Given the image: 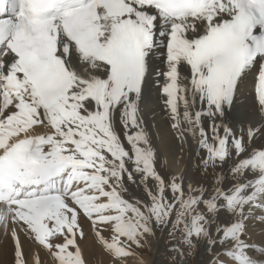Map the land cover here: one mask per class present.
<instances>
[{
    "label": "snow or ice",
    "instance_id": "6c2138e0",
    "mask_svg": "<svg viewBox=\"0 0 264 264\" xmlns=\"http://www.w3.org/2000/svg\"><path fill=\"white\" fill-rule=\"evenodd\" d=\"M149 90L200 179L158 169ZM81 220L112 264L169 226L173 264L202 246L210 264H264V0H0L11 264H87Z\"/></svg>",
    "mask_w": 264,
    "mask_h": 264
},
{
    "label": "bare ground",
    "instance_id": "6f19581e",
    "mask_svg": "<svg viewBox=\"0 0 264 264\" xmlns=\"http://www.w3.org/2000/svg\"><path fill=\"white\" fill-rule=\"evenodd\" d=\"M242 95L238 100V104H242L251 108L252 97L250 95V84L242 87ZM142 116L145 121L147 129H158L159 132V145H156L154 150L163 151L164 163L160 166V170L166 175H181L184 174L187 178L193 180L200 179V174L193 171L190 165L191 157L195 155L196 149L191 143L181 144L177 139L173 130L169 127V122L162 110V105L158 99V93L149 90L146 92L144 102L141 105ZM158 154V164L160 162V156ZM157 164V166H158ZM159 167V166H158ZM133 194L136 196L143 195L142 187L137 186L132 188ZM130 194V193H129ZM131 195V194H130ZM84 226V237L77 238V242L82 250L83 256L87 264H112L111 259L102 251L101 245L97 242L93 231L90 229L89 224L86 221L81 220ZM251 239L253 241H259L264 238V227L259 224L250 228ZM105 237H108L107 230L103 232ZM162 237L157 232L154 236L148 238V242L145 246L150 248V254L143 255L144 258L130 257L128 259L129 264H159L160 255H162ZM25 249L31 247L29 241L24 240ZM81 240V241H79ZM85 251H88L86 253ZM100 256L99 262L96 257ZM12 260V241L4 235L0 230V264H11ZM101 260V261H100ZM91 262V263H89ZM193 264H210V253L202 246L195 256Z\"/></svg>",
    "mask_w": 264,
    "mask_h": 264
},
{
    "label": "rangeland",
    "instance_id": "374dc122",
    "mask_svg": "<svg viewBox=\"0 0 264 264\" xmlns=\"http://www.w3.org/2000/svg\"><path fill=\"white\" fill-rule=\"evenodd\" d=\"M149 134H150V138L152 140V145H153V148H156V145H159V132H158V129H147ZM156 151V150H155ZM159 153V156H160V162L158 164V169H160V166L164 163V158H163V151H156ZM196 155H194L193 157H191V162H190V165H191V168L193 171L197 172L200 174L199 170L197 169L196 167ZM201 175V174H200ZM127 183V181H126ZM136 185H128L129 187V193L130 194H133L132 192V188L135 187ZM170 227L168 229H164V230H160V229H157L156 232L158 235H161L163 236L162 237V255H160V259H159V264H173V260H172V257H173V253H171L169 251V249L171 248L172 246V238L169 236V230H170ZM81 241V240H79ZM98 242V240H96ZM150 248H147V246L144 247L143 251H138V254H137V257L139 258H144L143 255H148L150 254ZM86 253H88V251H85ZM99 259H100V256L97 258L96 257V260L97 262H99ZM101 261V260H100ZM195 261V257H188L187 259V264H193ZM91 263V262H89ZM91 264H95V263H91ZM129 264V263H128ZM178 264V262H177Z\"/></svg>",
    "mask_w": 264,
    "mask_h": 264
}]
</instances>
